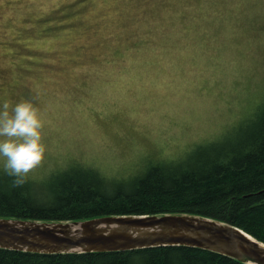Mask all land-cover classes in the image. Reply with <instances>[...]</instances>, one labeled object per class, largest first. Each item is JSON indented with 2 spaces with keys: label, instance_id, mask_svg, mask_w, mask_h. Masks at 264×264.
Returning <instances> with one entry per match:
<instances>
[{
  "label": "rangeland",
  "instance_id": "1",
  "mask_svg": "<svg viewBox=\"0 0 264 264\" xmlns=\"http://www.w3.org/2000/svg\"><path fill=\"white\" fill-rule=\"evenodd\" d=\"M23 98L46 120L34 179L185 159L264 109V0H0V103Z\"/></svg>",
  "mask_w": 264,
  "mask_h": 264
},
{
  "label": "trees",
  "instance_id": "2",
  "mask_svg": "<svg viewBox=\"0 0 264 264\" xmlns=\"http://www.w3.org/2000/svg\"><path fill=\"white\" fill-rule=\"evenodd\" d=\"M12 180L0 173V217L75 221L189 213L235 225L264 242V109L233 138L198 146L185 159L159 162L128 180L113 182L90 166H70L19 186ZM0 264L246 263L195 247L158 246L53 255L0 248Z\"/></svg>",
  "mask_w": 264,
  "mask_h": 264
},
{
  "label": "water",
  "instance_id": "3",
  "mask_svg": "<svg viewBox=\"0 0 264 264\" xmlns=\"http://www.w3.org/2000/svg\"><path fill=\"white\" fill-rule=\"evenodd\" d=\"M189 246L264 264V242L245 230L189 213L106 215L75 221L0 217V248L53 255Z\"/></svg>",
  "mask_w": 264,
  "mask_h": 264
},
{
  "label": "clouds",
  "instance_id": "4",
  "mask_svg": "<svg viewBox=\"0 0 264 264\" xmlns=\"http://www.w3.org/2000/svg\"><path fill=\"white\" fill-rule=\"evenodd\" d=\"M44 112L33 99L0 103V173L14 186L35 178L49 148L44 139Z\"/></svg>",
  "mask_w": 264,
  "mask_h": 264
}]
</instances>
